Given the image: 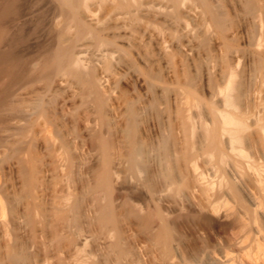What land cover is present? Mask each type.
I'll return each instance as SVG.
<instances>
[{"label": "rangeland", "instance_id": "374dc122", "mask_svg": "<svg viewBox=\"0 0 264 264\" xmlns=\"http://www.w3.org/2000/svg\"><path fill=\"white\" fill-rule=\"evenodd\" d=\"M23 1L20 22L28 27L20 50L36 54L35 71L64 21L52 0ZM210 1L226 16V29L201 0H130L122 9L117 0H86L85 18L115 45L91 31L76 36L74 25L64 43L74 40L86 68L98 66L103 114L67 71L49 82L39 76L13 85L9 104L0 106V264H14L13 252L21 256L17 264H264V191L247 168H264V156L249 148L250 160L235 155L238 164L223 133L222 158L204 133L217 121L213 108L228 109L222 88L230 61L250 82L257 78L246 54L264 30V3L257 0L252 15L245 0ZM2 98L0 92V104ZM127 101L138 108L136 134L145 147L146 166L134 170L124 151ZM100 134L113 144L115 223L97 217L107 200L94 189ZM164 138L172 178L164 175ZM164 222L170 244L155 235Z\"/></svg>", "mask_w": 264, "mask_h": 264}, {"label": "bare ground", "instance_id": "6f19581e", "mask_svg": "<svg viewBox=\"0 0 264 264\" xmlns=\"http://www.w3.org/2000/svg\"><path fill=\"white\" fill-rule=\"evenodd\" d=\"M51 2L56 8V9L54 8V10H56L55 15L58 14L59 16L60 14L63 18L64 23L59 30L53 32L54 41L52 42V44L53 43L54 44L53 45L49 44L50 46L48 47L45 46L47 48L43 49L44 51L42 52L39 51L40 65L38 69L34 71L31 69V62L34 59V57H36V54L34 57L32 56L30 57V56H26L20 50V44L27 38V27H28V21L20 22V19L24 15L26 10L24 6V1L0 0V92H2L3 95L2 98L3 101L0 104V106H3L4 104H9V97L11 95L12 87L14 84L25 80L34 79L39 76L44 77L45 80L49 82L52 80V78L55 75L59 74L60 72L67 71L72 75L76 76L80 81H83L85 88L88 89V91H90V94L93 95V99L96 104V108L98 112L103 114V109L105 107L107 100L101 89L100 79H98V74H97L98 66L96 67L95 64H92L88 68H86L87 66L84 63L83 60L84 58H82V55L77 53L75 50L74 40H71L69 43H64V41H66L67 33L69 32V29L72 25L76 27V36H81L91 31L96 38L103 40L108 45H112V46L115 45V40L103 38L101 34V30L93 28L92 24L85 18L84 8L86 7V0H52ZM201 2L205 6L206 10L210 13L215 25L221 30L226 29L227 21H226V16L223 14V12L219 11L218 9H215L214 8L215 5L213 6L210 0H201ZM245 2H246L247 12H249L252 15H256L258 11V1L245 0ZM261 3L264 2H262L261 0ZM117 7H120L121 9L129 8L130 0H117ZM261 16L262 15L258 17ZM261 31H262L261 35L256 37L251 42L252 45H255V49L253 50L252 48H250L246 54L247 60L254 61L253 73L254 75L257 76L255 82L254 80H251V82L249 81L248 77L246 76L245 70L238 72L232 66V62L230 61L231 68H230V77L229 79H227L229 80L227 81L228 84L225 85L226 88H222L223 91L220 88L222 93L224 94L223 96L225 100L224 103H226L228 109L225 111H219L216 108H213V113L217 121L215 120L216 123L214 121L215 125L213 127L207 126L204 129V133L206 135L205 137L207 140V147L215 150L221 155H223L221 136L223 133L224 135L225 133H227V142L230 148L231 157L234 161H237L235 155H237V157L241 155L240 158L243 156L247 159L248 158L247 156L251 154L250 152H248L249 154L247 153V149L249 148L254 149L256 152H258L261 161L263 160L262 156H264V32H263L264 30ZM109 54H112L113 56L112 52H109ZM85 88L83 90H85ZM208 105L210 106V104ZM36 107H37L36 110L38 109L39 112L43 111L44 104L42 99H39L37 101ZM127 113L129 117V126L126 133V138H127L126 150L124 151H126L125 156L126 159L129 161L130 164L129 167L132 170H134L146 166L145 160L143 159V153L145 152V147L144 144L138 140L136 134L138 127L137 125H138L139 111L134 102L132 101L129 102ZM112 146H113L112 141L108 137L102 135L99 137L98 147L101 153L99 155H101L102 160H101V165L98 167L99 169H97L95 173L96 182L94 185V189L103 191L107 198L105 202H101L98 206L99 215L97 217H99V219L98 218L97 219L100 220L102 224L115 223L117 219L113 200H112V191L116 180L115 171L113 170L112 167V162H113ZM159 147L166 157L164 161H166L167 166L165 165L166 167L164 166L163 168L164 175L167 176L168 178H172L174 177L173 176L174 174L171 171L172 170L170 168L171 166L168 165V159L170 155L168 139L164 138L160 143ZM223 147L225 148V146ZM210 153L213 154V152ZM224 155L222 158L226 157ZM181 157L183 159H188L190 156L188 152H184L182 153ZM221 161H223V159H221ZM240 164L242 165L241 162ZM248 164L249 163H247V165ZM243 166H245V164H243ZM247 168L249 169L252 168L253 171H255L254 175L257 174L258 177L257 179L260 184V187L261 189L263 188L262 191H264V168L258 166L256 167L251 162ZM24 170L26 176L31 173V172L29 173V171L26 168ZM79 206H80L79 202H76L74 204L75 208H78ZM155 235L157 239L170 244L172 237H171L169 225L166 222L162 224V226L160 227L158 232L155 233ZM118 250L120 251V249ZM10 255L12 257V261L14 262V264H17L19 262L18 259L21 257L20 254H18L17 252L16 253L13 252V254Z\"/></svg>", "mask_w": 264, "mask_h": 264}]
</instances>
